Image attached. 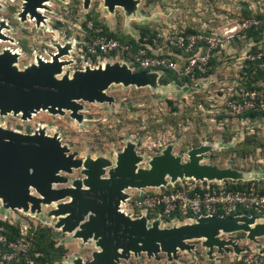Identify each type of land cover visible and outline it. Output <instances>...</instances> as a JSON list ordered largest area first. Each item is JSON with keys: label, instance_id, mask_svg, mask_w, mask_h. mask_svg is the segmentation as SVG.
I'll return each instance as SVG.
<instances>
[{"label": "rangeland", "instance_id": "obj_1", "mask_svg": "<svg viewBox=\"0 0 264 264\" xmlns=\"http://www.w3.org/2000/svg\"><path fill=\"white\" fill-rule=\"evenodd\" d=\"M135 1L136 6L131 12L122 8L109 12L102 0H91L87 8H84L83 0H48L46 8L42 9L43 20L37 24L35 18L21 16L22 0H0V21H5L8 26L2 30L7 39L1 40L0 53L4 48L18 50L21 56L15 66L24 70L35 64L37 58H47L56 52L55 45L71 42L74 43L73 51L62 58L67 62L63 74L68 72L71 75L87 63L101 64L84 53L86 29L90 30L93 22L98 30L126 40H142V48L151 50L152 54L159 49L166 54L174 51L157 36L165 38L189 31L215 33L222 26L256 15L264 3V0ZM153 36L159 40L154 45ZM253 45V41L244 38L224 45L211 64L212 74L198 79L195 84H181L173 78L165 80V76H161L154 89L113 85L106 91L113 103H80L83 106L81 122L71 118L68 111L54 115L41 111L25 121L21 115L0 116V124L23 134L44 129L49 135H57L62 145L83 161L105 158L114 163L117 154L131 142L142 157L140 168L143 169L148 167L151 158L160 155L168 146L183 160L187 159L191 149L207 146L209 150L203 155V164L236 170L244 176L240 181L215 183L225 186L245 184L248 188L245 190L252 187L259 194V190L264 192V81H254L257 69L254 67L250 71L249 64L256 66V58L264 56V39L254 45L256 49ZM99 61L104 64L117 60L104 58ZM257 66L263 69L264 62ZM251 111H257L258 116L252 119L245 115ZM61 175L68 179L66 186L84 178L81 169L73 170L70 175ZM186 182L183 180L177 184ZM62 187L65 185L54 186ZM136 192L127 190L129 195ZM54 208L55 204L42 206L39 214H31L29 211L6 210L0 201V223L19 230L16 240L8 241L6 229L0 225V242L6 239L0 246L9 249L12 245V264H23V261L36 264L28 252L36 251V244L47 249L50 243L53 251L49 264L91 260L92 253L98 250L95 242L84 243L73 233H63L55 228L57 221L49 216ZM162 226L169 228L173 225ZM236 237L245 248L254 246L247 241L245 234L237 233ZM190 244L194 250L179 252L175 260L169 261L165 254H160L158 260L141 254L131 255L118 264H212L210 261L213 260L208 259L201 241ZM256 245H264V240L259 239ZM231 255L219 258L227 262L233 259L231 264H238L237 258Z\"/></svg>", "mask_w": 264, "mask_h": 264}, {"label": "water", "instance_id": "obj_2", "mask_svg": "<svg viewBox=\"0 0 264 264\" xmlns=\"http://www.w3.org/2000/svg\"><path fill=\"white\" fill-rule=\"evenodd\" d=\"M90 1L83 0L84 8ZM102 1L109 12L116 8L131 12L137 3ZM47 2L22 0L21 16L29 15L39 24L43 20L39 10L45 9ZM4 28H8L7 24L0 21V40L7 39L2 33ZM55 48L56 52L49 54L51 59L37 58L24 70L15 66L20 56L7 49L0 53V116L21 115L25 121L41 111L53 115L68 111L71 118L81 122V102L111 104L113 99L106 95L111 86L154 89L161 78L159 73L135 71L119 61H107L94 68L86 64L83 70L63 74L67 62L62 58L71 54L74 43L57 44ZM208 150L207 146L191 149L183 160L168 146L143 169L142 157L131 142L117 154L114 163L105 158L83 161L62 145L57 135H49L44 129L23 134L0 126V201L6 210L31 214L55 204L49 212L57 221L55 228L73 233L84 243L92 240L98 248L88 262L76 259L73 264H118L141 254L155 260L165 254L171 261L179 252L193 251L192 241H201L209 260L239 256L245 249L238 241L221 239L220 235L243 233L247 241L258 246L257 241L264 240V220L249 215L209 216L168 228L160 220L132 218L120 208L129 198V189H158L183 180L240 181L244 177L236 170L203 164ZM78 169L84 178L66 186L68 179L61 174L70 175ZM55 185L65 187L54 188Z\"/></svg>", "mask_w": 264, "mask_h": 264}, {"label": "built area", "instance_id": "obj_3", "mask_svg": "<svg viewBox=\"0 0 264 264\" xmlns=\"http://www.w3.org/2000/svg\"><path fill=\"white\" fill-rule=\"evenodd\" d=\"M248 31L264 32V18H244L235 23L222 26L217 32H200L190 34H174L169 37L157 36L164 39L166 47L178 51L177 54H154L149 56L146 49L140 47L136 51L130 44H123L114 38L104 36L92 37L86 44L85 55L88 58H107L115 54L113 59L126 63L142 71L155 72L162 75L165 71L176 74L177 80H193L196 76H203L211 70V60L220 54L224 45L234 42ZM82 53V50H81ZM182 54H191L186 59ZM183 63L182 65L180 64ZM88 64V63H87ZM90 65V64H89ZM89 67H97L92 64ZM84 66H80L83 70ZM185 184H168L166 187L154 189L153 192L136 190V194L121 203V211L132 218L147 217L150 221L160 220L162 224L194 223L197 218L219 216L230 217L239 210L252 212L258 220H264V195L256 194L251 187L249 190H232L215 182H195L185 180ZM221 239L237 240L245 252L235 256L241 264H264V245L246 247L239 243L236 234H222ZM6 239L0 243H5ZM11 245V244H10ZM12 246V245H11ZM11 246L9 249L0 246V264H12L14 261ZM217 257V256H216ZM215 257V258H216ZM234 261V260H233Z\"/></svg>", "mask_w": 264, "mask_h": 264}, {"label": "trees", "instance_id": "obj_4", "mask_svg": "<svg viewBox=\"0 0 264 264\" xmlns=\"http://www.w3.org/2000/svg\"><path fill=\"white\" fill-rule=\"evenodd\" d=\"M251 17H254V18H259V19H262L264 18V14H256L254 16H250ZM239 20H242V19H239ZM92 28L90 30L86 29V31L88 32L87 33V37H86V40H87V43L90 41V39L92 37H100V36H104V37H107V38H114V39H117L119 40L121 43L123 44H130L133 48V51H136L138 48L140 47H143L142 45H144L143 41L140 40L135 42L134 40H126L125 38H122V37H119L118 35H115L111 32H106V31H103L102 29H97L98 27L95 25V23L93 22L92 24ZM183 34H190V33H200V32H195V31H189V32H181ZM180 33V34H181ZM179 34V33H178ZM146 36H148V34H146ZM145 37V36H144ZM241 38H244L245 40H248V41H253V44L256 45L260 42V40H263L264 39V32L262 31H248L247 33H245V35H242ZM240 39V38H239ZM239 39H236V40H239ZM164 40V39H163ZM235 40V41H236ZM151 41H152V44L154 45L155 42L159 41V40H155V36H153V38H151ZM150 41V42H151ZM234 41V42H235ZM163 42V41H162ZM165 42V41H164ZM166 45V43H165ZM253 45V49H256L254 48L255 46ZM173 50V49H171ZM174 52L172 54H178L179 52L176 51V50H173ZM84 52H86V45H85V48H84ZM147 53L149 56H153L154 54L151 53V50H147ZM163 53V51L161 52V54ZM255 53V56H256V52L254 51ZM115 56V54H110V55H107L106 57L107 58H113ZM184 56H191V54H182V57L183 59L187 58V57H184ZM216 57V56H215ZM215 57L211 60V64L213 62V60L215 59ZM255 64L256 66H252L253 64H249L251 66H249L250 68V71H252V69L254 67H256L257 69V72H256V75H255V82L259 81V80H263L264 81V68L263 69H260L259 66H257L259 63L261 62H264V56H262L261 58H256L255 60ZM210 64V65H211ZM212 66V65H211ZM136 70H139V71H142L140 68L138 67H134ZM212 70H210L209 73L203 75V76H196L195 79L193 80H189V79H184L182 80L181 82H179L177 80V77H176V74L174 72H171V71H165L161 76H165V80L166 79H171L173 78L174 81L178 82V83H185V84H195L197 82L198 79L200 78H207L209 77L212 72ZM164 80V81H165ZM258 112L257 111H251V112H248L246 113L245 115H248L250 118H255L256 116H258L257 114ZM226 185V184H225ZM226 188L228 189H232V190H245V189H248L246 187L245 184H234V183H230L229 186H226ZM258 191V189H257ZM258 193L260 195H264V192L263 190H259ZM237 214H245V215H250V214H253L252 212L250 211H247V210H239L237 212ZM0 225H3L6 229V235L8 237V241H15L16 238L19 236V230L14 228L13 226L7 224V223H0ZM37 247V250L36 251H29L28 252V256L30 257L31 261H34L36 264H49L52 260H50V256H51V252L53 251V245L50 243L48 246H47V249H44L43 246H40L38 244H36ZM37 253H39V256H35ZM49 259V260H48ZM238 264H241L239 261H236ZM210 263L212 264H221L220 263V258H218V260H213V261H210ZM23 264H27L23 261Z\"/></svg>", "mask_w": 264, "mask_h": 264}, {"label": "crops", "instance_id": "obj_5", "mask_svg": "<svg viewBox=\"0 0 264 264\" xmlns=\"http://www.w3.org/2000/svg\"><path fill=\"white\" fill-rule=\"evenodd\" d=\"M264 14V3L261 4L258 8V12L257 14ZM162 52V49H159L157 51H154L155 54H160ZM230 255H228V258H229ZM232 256V255H231ZM219 257H216L214 260H218ZM225 261V262H224ZM220 263L221 264H231V263H234L233 259L232 260H228V262L226 260H220Z\"/></svg>", "mask_w": 264, "mask_h": 264}, {"label": "bare ground", "instance_id": "obj_6", "mask_svg": "<svg viewBox=\"0 0 264 264\" xmlns=\"http://www.w3.org/2000/svg\"><path fill=\"white\" fill-rule=\"evenodd\" d=\"M39 12L41 13V14H43V10H39ZM3 33V35H4V32H2ZM1 43H3L1 40H0V44ZM4 49H7V50H11V52L12 53H15V54H17L18 56H21V53L18 51V50H14V49H11V48H4ZM41 59L42 60H44V61H48L49 59H51L50 58V55L47 57V58H42L41 57ZM65 69V68H64ZM35 115H33L32 117H34ZM0 126H2L3 128H5L3 125H1L0 124ZM14 131H16V130H14ZM16 132H18V131H16Z\"/></svg>", "mask_w": 264, "mask_h": 264}]
</instances>
